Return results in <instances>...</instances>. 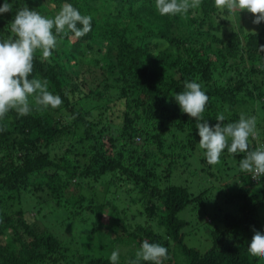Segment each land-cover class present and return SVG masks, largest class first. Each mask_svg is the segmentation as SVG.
I'll list each match as a JSON object with an SVG mask.
<instances>
[{"label":"trees","instance_id":"trees-1","mask_svg":"<svg viewBox=\"0 0 264 264\" xmlns=\"http://www.w3.org/2000/svg\"><path fill=\"white\" fill-rule=\"evenodd\" d=\"M7 2L13 8L0 14V41L11 35L10 22L25 5L54 18L67 3L92 20L83 37L60 34L48 60L35 53L29 78L47 80L62 105L23 117L10 111L0 120V264H110L120 244L130 248L127 256L119 253L118 264H129L144 240L167 248L164 264H264L247 252L253 230L264 233V176L256 181L240 171L243 153L225 150L220 157L233 163L241 185L235 180L233 190L225 185L219 193L238 212H224L220 225L211 226L204 250L185 244L188 220L178 212L195 201L203 204L207 190L194 195L183 184L169 183L174 165L195 159L199 145V121L174 100L186 81L200 83L208 95L203 119L209 126L220 113L224 123L237 122L242 113L255 116L249 150L264 146V22L247 31L232 14L217 10L214 0L175 16H161L155 0ZM223 69L229 71L226 80L219 79ZM102 114L106 122L96 118ZM148 140L157 153L149 162L141 158L143 171L122 162L125 147L139 151ZM82 158L91 161L83 166ZM161 161L167 164L156 171ZM200 164V172L214 174L204 156ZM116 168L135 182L131 189L112 181L123 191L119 200L68 199L63 193L82 178ZM126 193L135 194L137 203ZM58 221L71 225V237L51 231Z\"/></svg>","mask_w":264,"mask_h":264},{"label":"clouds","instance_id":"clouds-1","mask_svg":"<svg viewBox=\"0 0 264 264\" xmlns=\"http://www.w3.org/2000/svg\"><path fill=\"white\" fill-rule=\"evenodd\" d=\"M201 2L202 0H155V8L161 16L186 15L190 9L199 8ZM214 7L229 14L246 11L252 14L254 24L264 22V0H214ZM12 8L13 5L5 0L0 6V14L11 12ZM91 20L90 15H82L67 3L61 6L54 18L41 15L27 5L15 13L10 22L11 35L0 41V120L10 111L23 117L33 110L56 109L62 105L61 97L48 91L47 80L29 78L33 71L35 53L39 51L41 58L48 60L53 54L52 50L57 47V37L60 34L72 33L74 38L83 37L91 31ZM183 87V91L174 94V100L182 113L199 121L196 124L200 138L198 144L207 164H219L225 150L233 156L243 153L244 158L239 161L240 171L249 173L252 179L259 181L264 176V146L249 150V139L256 136L255 116L246 117L242 113L237 122L224 123L225 116L220 113L216 116L217 123L209 126L203 119L209 97L202 90L201 84L195 80L186 81ZM253 231L247 252L264 261V233ZM167 258L166 247L144 240L135 252V259L129 261V264H164ZM109 260L110 264H118L119 251L114 250Z\"/></svg>","mask_w":264,"mask_h":264},{"label":"rangeland","instance_id":"rangeland-1","mask_svg":"<svg viewBox=\"0 0 264 264\" xmlns=\"http://www.w3.org/2000/svg\"><path fill=\"white\" fill-rule=\"evenodd\" d=\"M231 17L234 19H238L241 21L247 31H255L253 29H259L261 27V24H254L253 16L252 14L241 11L240 13L232 14ZM235 21V20H234ZM249 23V25H247ZM222 75L219 77V79L226 80L227 77L225 75L229 73L227 69L222 70ZM103 115V114H102ZM98 119H101L102 122H106L105 116H98L96 117ZM78 138V137H75ZM145 141V140H143ZM147 144L145 146H141L142 141H139L137 145L141 146L142 149L139 151H136L134 147L132 148H124L125 157L122 159V162L125 165L130 166L131 168L137 170V171H143L144 166L141 165V158L145 157L144 163L149 162L150 159L154 158V155L157 153V147H152L151 141H146ZM87 143V142H86ZM108 146H106L107 148ZM76 149H78L76 147ZM109 153H112L110 149H108ZM148 152V154L146 153ZM130 154H134L130 156ZM203 155V150H201L198 147L196 148V154L194 155L195 159L188 158L187 163L184 161H180L178 165H174L172 171V179L169 181V183H177V184H183L188 187L189 191H191L194 195L199 194L201 190L206 189L207 191L205 194V199L203 198L204 203L200 204L197 201L194 203L188 205L184 209L180 210L178 212V216L181 218H185L188 220V223L186 226L182 229L184 231V242L187 246H193L197 249L204 250L207 248L210 244L209 239V231L213 224H219L220 225V219L224 212L232 211L233 213H237L236 210L237 204L235 202H226L225 197L226 194L219 193V191L223 190V187L225 185L229 186L226 190H233L236 186L233 185V181L237 180L238 187L241 185L239 184V180L234 176V166H232V162L229 163L227 159V163L222 162L220 158V163L213 165L211 167L212 175L202 173L198 170L199 164H200V157ZM231 160L235 163V158L231 156ZM88 158H82L80 160V163L85 166L88 162H90ZM152 161V160H151ZM161 163H163V166H166V162L161 161L158 164V167L155 168L156 171L159 170V167H161ZM201 166V164H200ZM196 169V170H195ZM224 174H227L229 177L223 178ZM127 176V175H126ZM123 175L120 169L116 168L112 171L105 172L99 177H88L81 180L80 183H77L73 186H70L68 190H71V192L66 193V190H64V195L66 194V198L70 199L69 196L74 194V196H77V198L81 197H93V198H103L104 196L107 198H118L120 195V199L123 197V191L121 189H118L112 181H122L121 183L124 185L126 184V187L133 189V186L135 184L134 180L132 178H128ZM223 176V177H222ZM222 177V178H221ZM175 182H174V181ZM109 186L108 189H110L111 192L106 190V188ZM127 194V193H126ZM203 194V195H204ZM68 196V197H67ZM135 194H127L126 198L132 204L134 205V198ZM28 216H31L29 213ZM38 221H36L37 223ZM58 224H55L54 226L50 227L51 231H53L58 237L62 239H67L71 237L70 234V228L67 226L65 221H58ZM41 224H43L41 222ZM46 225V224H45ZM175 248V253L178 252L179 247L176 245H172ZM128 247L127 245L120 244L116 251H119L120 254L123 256H127L128 254ZM91 250L89 245H86L84 250ZM176 258V257H174ZM60 264V263H57Z\"/></svg>","mask_w":264,"mask_h":264}]
</instances>
